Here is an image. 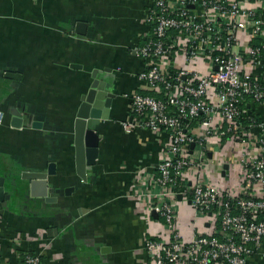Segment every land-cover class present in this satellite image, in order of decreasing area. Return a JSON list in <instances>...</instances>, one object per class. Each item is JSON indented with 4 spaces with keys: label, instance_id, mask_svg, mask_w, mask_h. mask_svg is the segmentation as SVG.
Returning a JSON list of instances; mask_svg holds the SVG:
<instances>
[{
    "label": "crops",
    "instance_id": "1",
    "mask_svg": "<svg viewBox=\"0 0 264 264\" xmlns=\"http://www.w3.org/2000/svg\"><path fill=\"white\" fill-rule=\"evenodd\" d=\"M150 2L0 0V253L9 264H19L14 236L41 264H146L142 243L156 237L158 217L140 195L152 190L168 138L144 130L126 134L121 124L129 118L126 95L138 87L142 64L131 48L144 42ZM79 22L85 34L77 36ZM94 70L115 98L96 128V164L82 180L73 126ZM255 74L264 83V63ZM247 108L264 123V102ZM211 143L205 163L213 183L238 191L241 146ZM50 163L55 174L47 177V195L31 197L22 176L46 173ZM176 214L188 239L190 205L180 202ZM249 264L264 258L253 256Z\"/></svg>",
    "mask_w": 264,
    "mask_h": 264
},
{
    "label": "built area",
    "instance_id": "2",
    "mask_svg": "<svg viewBox=\"0 0 264 264\" xmlns=\"http://www.w3.org/2000/svg\"><path fill=\"white\" fill-rule=\"evenodd\" d=\"M143 22L144 42L131 48L142 69L138 87L126 95L129 118L121 126L126 134L168 138L152 190L140 195L158 217L156 237L142 243L146 264L264 258V123L247 108L264 102L255 74L264 63V0H151ZM212 139L241 146L238 191L213 183L205 163ZM180 202L193 213L188 239L179 228ZM14 237L19 264H41ZM0 264H9L1 253Z\"/></svg>",
    "mask_w": 264,
    "mask_h": 264
},
{
    "label": "water",
    "instance_id": "3",
    "mask_svg": "<svg viewBox=\"0 0 264 264\" xmlns=\"http://www.w3.org/2000/svg\"><path fill=\"white\" fill-rule=\"evenodd\" d=\"M75 33L77 36L84 35L85 25L79 22L76 25ZM103 71L109 73L107 69ZM98 74L97 70L91 73V82L80 97L73 126L75 168L76 174L82 180L85 179L87 170L96 164L99 152V136L96 133V128L99 121L103 119L106 109L111 107L112 100L115 98L114 94L109 91L106 78L102 77L100 79ZM7 77L12 78L14 76L7 75ZM11 124L18 128L20 121L13 118ZM31 126L33 128H40L39 123H32ZM54 174L55 165L52 163L48 165L46 173H25L22 177L26 182L27 193L31 197H45L47 195V177ZM178 199L180 200V198ZM152 216L157 218L155 213H152Z\"/></svg>",
    "mask_w": 264,
    "mask_h": 264
},
{
    "label": "trees",
    "instance_id": "4",
    "mask_svg": "<svg viewBox=\"0 0 264 264\" xmlns=\"http://www.w3.org/2000/svg\"><path fill=\"white\" fill-rule=\"evenodd\" d=\"M248 123H249V120H248V119H246V118H243V124H244L245 126H247V125H248Z\"/></svg>",
    "mask_w": 264,
    "mask_h": 264
}]
</instances>
